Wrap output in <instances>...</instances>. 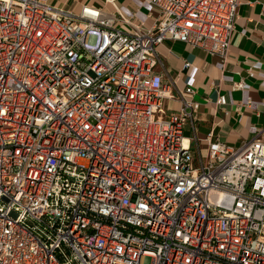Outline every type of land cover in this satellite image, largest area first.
I'll list each match as a JSON object with an SVG mask.
<instances>
[{"label":"built area","instance_id":"1","mask_svg":"<svg viewBox=\"0 0 264 264\" xmlns=\"http://www.w3.org/2000/svg\"><path fill=\"white\" fill-rule=\"evenodd\" d=\"M144 1L0 0V264H264L263 138L197 155L156 70L170 40L225 62L242 0Z\"/></svg>","mask_w":264,"mask_h":264},{"label":"crops","instance_id":"2","mask_svg":"<svg viewBox=\"0 0 264 264\" xmlns=\"http://www.w3.org/2000/svg\"><path fill=\"white\" fill-rule=\"evenodd\" d=\"M60 8L79 7L91 2L118 15V10L132 20L154 23L155 9L144 0H50ZM264 0H242L236 30L232 36L229 57L211 55L203 48L186 42L164 41L158 46L161 62L156 70L163 74L164 82L175 93L186 86L196 89L194 100L199 103L193 118L183 128L184 136L199 154L206 153V136L230 146L239 147L250 139L264 140ZM123 27L122 24H119ZM190 62V66H185ZM245 83L248 87H234ZM225 95L227 103L217 99ZM169 112L181 108L179 98L164 100ZM199 139V142L195 138Z\"/></svg>","mask_w":264,"mask_h":264},{"label":"rangeland","instance_id":"3","mask_svg":"<svg viewBox=\"0 0 264 264\" xmlns=\"http://www.w3.org/2000/svg\"><path fill=\"white\" fill-rule=\"evenodd\" d=\"M151 263V257L146 256V258L144 259V264H150Z\"/></svg>","mask_w":264,"mask_h":264}]
</instances>
